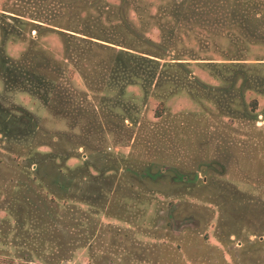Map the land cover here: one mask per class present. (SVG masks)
<instances>
[{"label": "rangeland", "instance_id": "obj_1", "mask_svg": "<svg viewBox=\"0 0 264 264\" xmlns=\"http://www.w3.org/2000/svg\"><path fill=\"white\" fill-rule=\"evenodd\" d=\"M87 18L182 67L88 86L58 33ZM4 19V60L51 65L0 59V264H264V41L205 0H0Z\"/></svg>", "mask_w": 264, "mask_h": 264}, {"label": "trees", "instance_id": "obj_2", "mask_svg": "<svg viewBox=\"0 0 264 264\" xmlns=\"http://www.w3.org/2000/svg\"><path fill=\"white\" fill-rule=\"evenodd\" d=\"M205 6L209 8L211 13L216 12V14H221L224 22L226 19H230L232 24L235 23L252 33V38L254 37L257 40L264 41V4H259L251 0H205ZM6 22L7 19L0 20V28L4 34L6 33L5 25L8 24V22ZM85 23L86 26L77 24L75 27H71V30L67 29L66 31H68V33H58L62 35L64 51L66 55H68L66 60H72L78 65V72L88 86L93 85L91 81L93 78L95 79L96 71H102V65L107 68L109 74L119 73L122 67L131 68L134 66L135 69H129V74L136 79H140L143 75L147 76L149 74L151 79H155L156 77L161 78L164 69L182 67L183 65V63H181L182 60L173 58L175 57L173 51H169L165 46L168 43L166 39L163 44H156L160 47L158 54L155 56L156 59H147L122 49L124 47L121 39L105 32V29L100 24V19L87 18ZM37 27L38 29H32L36 31V37L41 35V31L44 29L53 31V29L41 25H37ZM82 28L85 29L86 32H82ZM0 59H2L4 63H7L10 68H13L14 71L19 72L20 75L23 72H27L29 68H34L37 62L51 65L50 61L40 53H25L18 61L9 59L4 60L6 58L3 56H0ZM141 69L149 73L144 72L145 74H139L135 71H142ZM31 71L33 77H36L35 70L31 69ZM54 72L58 71L54 70ZM138 74L139 76H137ZM187 79L190 81L189 83L197 82V85L199 84L202 90L205 89V85L196 80L192 75H188ZM24 80L29 82L28 79L24 78ZM43 81L44 78H41L39 83L42 84ZM9 83L14 84L15 82L10 81ZM118 84L119 82L117 84L115 83V85ZM28 85L30 91L39 97L40 91L37 85ZM44 85H46L47 89L53 91L51 84L45 83ZM120 85L122 87L121 90H123L124 86L130 85V82H128L125 77V79L120 82ZM56 108L58 107L56 106ZM162 109V103L160 102L154 114L156 119L163 118L164 114ZM252 109L256 110L255 102L252 103Z\"/></svg>", "mask_w": 264, "mask_h": 264}]
</instances>
